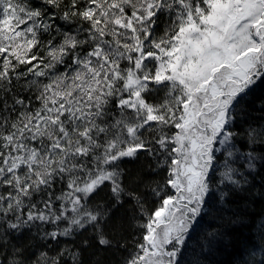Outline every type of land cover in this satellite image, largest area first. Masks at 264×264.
<instances>
[{"label": "snow or ice", "instance_id": "1", "mask_svg": "<svg viewBox=\"0 0 264 264\" xmlns=\"http://www.w3.org/2000/svg\"><path fill=\"white\" fill-rule=\"evenodd\" d=\"M259 82L264 0H0V264H84L93 241L126 249L128 226L143 235L124 264H181L217 145L264 143V124L233 130ZM244 159L221 201L254 187L264 155Z\"/></svg>", "mask_w": 264, "mask_h": 264}, {"label": "trees", "instance_id": "2", "mask_svg": "<svg viewBox=\"0 0 264 264\" xmlns=\"http://www.w3.org/2000/svg\"><path fill=\"white\" fill-rule=\"evenodd\" d=\"M31 3L38 6V0H31ZM160 31L162 29H158V32ZM60 70L63 71V68ZM235 123L239 128L234 127L233 130L241 132L249 126L259 131L264 124V82H259L245 98L244 112L237 116ZM261 139L257 137L256 143L252 144L247 143L246 136H237L235 144L238 158L227 157L226 146L216 153L212 191L206 197L203 212L188 233L186 245L179 257L181 264H264V198L260 195L264 186V167L258 164L255 171L248 176V180L254 185L251 192H241L226 197L224 201L219 198L221 192L229 191L232 187L227 180L224 184H219V181L224 179L221 173L225 170V161L247 174L249 170L245 166L244 155L252 151L258 156L264 155V143ZM142 163L143 161H126L123 167L134 176L141 171ZM161 177L154 179L160 180ZM169 193L174 194V190L169 189ZM109 202L107 188L100 190L90 201ZM157 203L158 201L148 195L146 208L153 210ZM126 207L127 205L116 210V218L126 216ZM124 235L127 237V248L123 250L102 248L93 241V246L84 252V264H124L128 257L138 251L135 245L142 239L143 230L128 226ZM90 236V232H85L77 241ZM28 241L26 236L23 242ZM65 242L71 243L70 240H61V243ZM29 251L34 252L36 248Z\"/></svg>", "mask_w": 264, "mask_h": 264}, {"label": "rangeland", "instance_id": "3", "mask_svg": "<svg viewBox=\"0 0 264 264\" xmlns=\"http://www.w3.org/2000/svg\"><path fill=\"white\" fill-rule=\"evenodd\" d=\"M217 147L220 149L221 147L223 148L224 146L223 145H217ZM190 231V230H189Z\"/></svg>", "mask_w": 264, "mask_h": 264}]
</instances>
